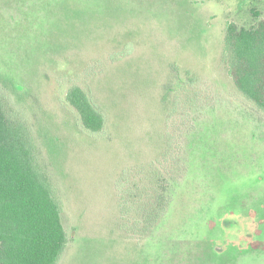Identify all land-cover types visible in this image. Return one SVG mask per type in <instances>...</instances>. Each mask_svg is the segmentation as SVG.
I'll return each mask as SVG.
<instances>
[{"label": "rangeland", "instance_id": "obj_1", "mask_svg": "<svg viewBox=\"0 0 264 264\" xmlns=\"http://www.w3.org/2000/svg\"><path fill=\"white\" fill-rule=\"evenodd\" d=\"M261 20L264 0H0V92L61 203L58 264H264V112L224 62L228 24Z\"/></svg>", "mask_w": 264, "mask_h": 264}, {"label": "trees", "instance_id": "obj_2", "mask_svg": "<svg viewBox=\"0 0 264 264\" xmlns=\"http://www.w3.org/2000/svg\"><path fill=\"white\" fill-rule=\"evenodd\" d=\"M224 62L240 94L264 112L263 20L249 28L228 24ZM65 101L85 130L105 129V115L77 84ZM7 108L0 92V264H58L69 241L61 203L39 162L31 130L12 119Z\"/></svg>", "mask_w": 264, "mask_h": 264}]
</instances>
